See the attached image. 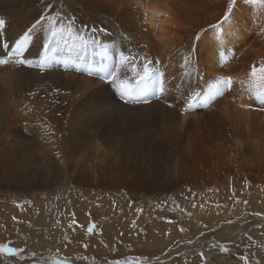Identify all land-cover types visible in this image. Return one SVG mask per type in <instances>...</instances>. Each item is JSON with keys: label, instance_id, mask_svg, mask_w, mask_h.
<instances>
[{"label": "bare ground", "instance_id": "1", "mask_svg": "<svg viewBox=\"0 0 264 264\" xmlns=\"http://www.w3.org/2000/svg\"><path fill=\"white\" fill-rule=\"evenodd\" d=\"M246 1L0 0V200L60 186L126 208L183 190L235 203L264 171V8ZM144 76L155 97L133 101Z\"/></svg>", "mask_w": 264, "mask_h": 264}, {"label": "rangeland", "instance_id": "2", "mask_svg": "<svg viewBox=\"0 0 264 264\" xmlns=\"http://www.w3.org/2000/svg\"><path fill=\"white\" fill-rule=\"evenodd\" d=\"M261 1L246 2L262 10ZM254 178L235 203L214 200L216 191L196 196L183 190L136 201L130 208L121 203L124 194L89 200L79 188L1 190L7 198L0 200V264H147L187 242V250L161 264L195 259L199 264H264V171ZM109 202L118 213L96 222L101 212L107 213ZM47 206L52 211L45 225ZM65 206H72L74 213L60 214ZM230 212L233 216L226 219ZM163 223L168 229L154 236V228ZM109 224L124 229L105 234ZM259 230L263 237L257 241ZM149 240L153 246L148 249Z\"/></svg>", "mask_w": 264, "mask_h": 264}, {"label": "crops", "instance_id": "3", "mask_svg": "<svg viewBox=\"0 0 264 264\" xmlns=\"http://www.w3.org/2000/svg\"><path fill=\"white\" fill-rule=\"evenodd\" d=\"M256 236L259 237V239H261L263 237V233L258 231V232H256Z\"/></svg>", "mask_w": 264, "mask_h": 264}]
</instances>
